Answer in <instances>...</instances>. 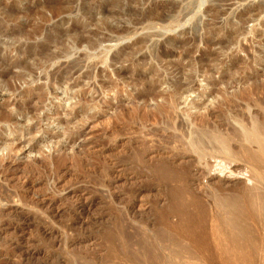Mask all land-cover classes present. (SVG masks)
Instances as JSON below:
<instances>
[{
    "label": "rangeland",
    "instance_id": "1",
    "mask_svg": "<svg viewBox=\"0 0 264 264\" xmlns=\"http://www.w3.org/2000/svg\"><path fill=\"white\" fill-rule=\"evenodd\" d=\"M72 1L78 18L84 0ZM135 1L121 0L120 17L135 36L102 43L96 56L78 52L51 61L10 53L11 0H0V264H151L138 253L142 242L165 264H264V214L244 208L236 219L246 221L249 233L235 235L214 201L218 187L242 197L252 185L249 175L264 188V157L260 171L238 157L234 173H225L229 182L215 184L194 155L188 169L174 159L180 152L157 131L166 115L154 116L156 101L165 103L152 100L171 85L198 87L221 90L205 99L212 106L259 102L264 109V0ZM21 6L34 7L26 30L48 13L36 0ZM135 17L143 21L133 27ZM56 23L47 27L69 28ZM56 71L59 82L51 84ZM160 159L205 204L197 244L175 217L161 214L168 190L182 184L158 178Z\"/></svg>",
    "mask_w": 264,
    "mask_h": 264
},
{
    "label": "bare ground",
    "instance_id": "2",
    "mask_svg": "<svg viewBox=\"0 0 264 264\" xmlns=\"http://www.w3.org/2000/svg\"><path fill=\"white\" fill-rule=\"evenodd\" d=\"M131 2L134 4L137 3L135 0H131ZM72 3V0H36V6L40 7V9L42 8V11H48V13L46 12V14H44V12H41L39 14V8L35 7L36 10L38 9L37 12L39 14V23H37V26L32 27L31 30H26L25 25L32 23H29V21L30 18L33 17L31 16V12L33 11L34 7H22V0H11L10 15L8 14L9 16H7L10 20V36H8L10 37V53H13L15 55L29 54L33 55L31 56L33 58L34 56H36L37 59L41 56H44V58L47 60L49 58V60L55 61L56 59L58 60V58L64 59L71 54L83 52L84 54L82 56L86 58L96 56L97 50L104 42L112 40L125 41L131 36H135L136 33L134 32V29L127 28L121 22L120 17L123 14L121 0H110L108 4H106V6H98V3L94 0H84L83 7L80 8L81 11L79 12L78 18L72 16ZM150 13L151 12H149V15L147 14L148 18L151 15ZM153 19L154 17L152 18V20ZM53 21H56L60 26L69 25L68 30L61 31L58 30L56 27L51 28L50 26L52 25H48V27L50 28L48 29L47 24ZM142 21L143 19H138L135 17L133 22H131L130 24H132L134 27L140 24ZM3 27L6 26L4 25ZM40 34L44 36H42L43 38L41 40H38L37 38ZM6 36L7 35L3 37ZM20 39H22L23 42H20ZM138 42L139 41H135V43L129 48V50H133L134 47L137 46L136 44H138ZM124 53L126 52H121V54ZM104 54V52L99 53V55ZM127 55L125 57H127ZM117 56L121 58V56H119L118 54ZM41 59L43 58L41 57ZM118 59H116V61ZM74 66H79V63L75 62ZM70 68H72L74 71L73 66ZM72 69H69L68 67V71L71 70V72H73ZM58 71H56L52 75L51 84L52 82H59L60 77L56 76V74L59 73ZM68 71L64 72L66 74H69L70 72ZM61 73V75L65 74L62 71ZM89 73L90 72L88 71L86 74H84V76H87ZM195 88L181 86L172 87L171 85V87H168L167 90L163 91L164 93L157 92L152 97L153 101H156V98L158 97L162 98V101H164L165 103L164 105H162L156 101L157 104L155 103L156 105L154 108V116L162 113H165L166 115L164 116V118H161L158 121L160 127L157 131L166 133L162 136L165 138V145L167 143L170 145H174L175 149L180 152V154H182H179V157L177 156L178 154L174 155V159L176 158L175 160H180L181 162H184V167L188 169L190 163L188 160L192 158L191 155H194L196 157L195 159L197 160V164H201L207 168L208 172L206 171V175L211 174L210 176L212 177V179L217 181L216 183H213H221V185H226L227 182H229L228 179L225 177H228V175H225V173L229 172V175L232 174V164L238 161V157H241L242 159L243 155L244 161L252 162L254 164L252 167L256 171H260L261 166L263 164L262 158L264 157V109L262 108L263 106L259 102H255L253 104H233L230 102L226 103L225 101L218 102L217 104H214L212 106L211 102H208L210 100L208 99V101H206L205 99L207 97L214 99L215 94H218L221 90H209L208 92L204 88ZM191 93L195 94L196 99H192L190 101H187V99H183L184 101H182V103L180 102L183 95L187 96ZM201 100L204 101L202 102L203 104L200 102ZM141 101H144V104H146L145 99H142ZM205 101L208 102V104L205 103ZM181 104L183 105L182 108H178ZM254 106L262 108L261 111L255 109ZM154 116L152 118H154ZM157 131H154L155 134ZM152 135L154 136V134ZM159 135H161V133H159ZM253 144L257 145V151L255 154H252L251 152V147ZM186 154H190V156H187ZM173 157L171 159H173ZM174 162L173 164H175ZM174 167L175 165H173V168ZM154 168L156 169L158 178H160L161 180H169L172 182V180L177 181V178H179L175 174L174 169L172 170V168H170V165L167 163V160L166 162H162L161 160L155 163ZM179 168L181 167L179 166ZM234 171H237L236 168L234 169ZM248 179L252 182V185L250 188L245 189V192L247 193H242V197H240V195L238 194L235 195L228 193L227 190H232L233 192V188L231 187H228V189H221V187H218V192L214 196V201L216 204L215 206L220 209L221 212H224L226 214L225 217L227 218H225L224 220H227L228 223L225 225H229L230 227L232 226V232L235 235L242 232V229H244L245 232H248L246 231L248 227L246 229L244 228V226L246 225V221L236 219V215L240 214V212L244 208L252 206L255 208V212L257 215L261 216L262 214H264V188L262 186H258L259 184L255 175H249ZM185 182H183L182 184L181 181L182 185H180L179 183V187H173L168 190L167 203L164 208L161 209V214L164 215V217H175L176 220H174L177 225L181 226V228L187 229L189 231H187V233L192 243L197 244L199 240V235L203 232V223L206 213V207L201 198L196 193L193 194V192L190 190L191 182ZM77 202L78 201H76V203ZM77 207L84 208L85 205L83 203H80ZM78 211L80 212V210ZM146 244L147 243L145 242L141 243V247L138 249V253L140 251V254L145 260H147L146 262L148 263L150 261L151 264L152 262L154 264H163L162 260L164 259H160L162 256H160V258L155 257L151 249L152 247L150 248ZM218 245L220 246L221 242H219ZM140 254L139 256H141ZM179 254L177 253V255ZM172 257L174 258V256ZM228 260H232V258L229 257ZM165 262L167 261L164 260V264Z\"/></svg>",
    "mask_w": 264,
    "mask_h": 264
}]
</instances>
